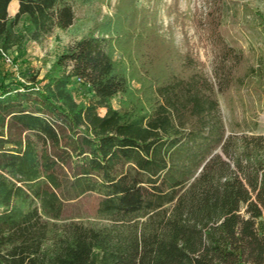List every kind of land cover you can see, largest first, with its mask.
Returning <instances> with one entry per match:
<instances>
[{
    "label": "trees",
    "instance_id": "obj_1",
    "mask_svg": "<svg viewBox=\"0 0 264 264\" xmlns=\"http://www.w3.org/2000/svg\"><path fill=\"white\" fill-rule=\"evenodd\" d=\"M107 1L0 0V264H264V135L228 128L219 102L257 74L264 89V61L241 76L229 0L201 23L214 79L160 34L162 0H120L45 73L4 59Z\"/></svg>",
    "mask_w": 264,
    "mask_h": 264
},
{
    "label": "rangeland",
    "instance_id": "obj_2",
    "mask_svg": "<svg viewBox=\"0 0 264 264\" xmlns=\"http://www.w3.org/2000/svg\"><path fill=\"white\" fill-rule=\"evenodd\" d=\"M209 0H162L158 6L157 26L160 34L172 41L181 54L192 53L202 65L204 71L214 79L215 52L212 44L207 40L206 32L202 24L208 11ZM120 0L107 2H92L74 4L75 23L67 31L57 30L41 43L29 42L21 51L14 50L9 54H3L11 60L8 65H14L15 59L26 61L32 65L35 71L47 72L57 56L67 48L97 29L96 35H101L98 26L108 23L113 19L119 8ZM233 7H237L238 13L231 9L227 34L233 43L245 52L247 63L242 69L241 76L253 68L260 70V59L264 61V28L260 26L261 18L264 20V0H229ZM16 1L10 5L9 13H16ZM139 9L148 7L146 0L137 3ZM247 9V10H246ZM247 12V13H246ZM235 14V16H234ZM1 53V45H0ZM6 56V57H5ZM12 69V68H11ZM251 74V73H250ZM249 74V75H250ZM259 75H255L246 87L236 85L228 95L219 96L222 114L228 128L237 122L244 124L255 120L258 127L255 134L264 135V92L261 91ZM140 84L132 81V88L138 89ZM264 90V89H262ZM122 98L119 96L113 100L116 109L121 107ZM100 198L88 196L81 201L83 210L87 213V220L91 223L99 222L95 213Z\"/></svg>",
    "mask_w": 264,
    "mask_h": 264
},
{
    "label": "crops",
    "instance_id": "obj_3",
    "mask_svg": "<svg viewBox=\"0 0 264 264\" xmlns=\"http://www.w3.org/2000/svg\"><path fill=\"white\" fill-rule=\"evenodd\" d=\"M13 3V2H12ZM12 5V4H11ZM15 8H16V12L15 13H17L18 12V9H19V3L16 1V6H15Z\"/></svg>",
    "mask_w": 264,
    "mask_h": 264
},
{
    "label": "built area",
    "instance_id": "obj_4",
    "mask_svg": "<svg viewBox=\"0 0 264 264\" xmlns=\"http://www.w3.org/2000/svg\"><path fill=\"white\" fill-rule=\"evenodd\" d=\"M4 55H5V54H4ZM5 57H6V56H5ZM7 62H8V63H11V60H10L9 58H7Z\"/></svg>",
    "mask_w": 264,
    "mask_h": 264
}]
</instances>
